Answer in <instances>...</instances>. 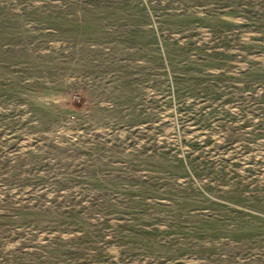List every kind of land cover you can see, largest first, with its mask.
<instances>
[{
	"label": "rangeland",
	"instance_id": "374dc122",
	"mask_svg": "<svg viewBox=\"0 0 264 264\" xmlns=\"http://www.w3.org/2000/svg\"><path fill=\"white\" fill-rule=\"evenodd\" d=\"M0 264H264V0H0Z\"/></svg>",
	"mask_w": 264,
	"mask_h": 264
}]
</instances>
